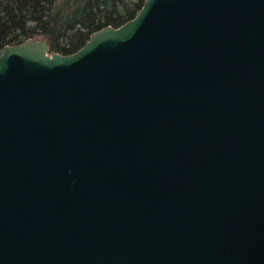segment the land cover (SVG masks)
<instances>
[{
	"label": "water",
	"instance_id": "95a60500",
	"mask_svg": "<svg viewBox=\"0 0 264 264\" xmlns=\"http://www.w3.org/2000/svg\"><path fill=\"white\" fill-rule=\"evenodd\" d=\"M0 264H264V0L5 45Z\"/></svg>",
	"mask_w": 264,
	"mask_h": 264
},
{
	"label": "trees",
	"instance_id": "16d2710c",
	"mask_svg": "<svg viewBox=\"0 0 264 264\" xmlns=\"http://www.w3.org/2000/svg\"><path fill=\"white\" fill-rule=\"evenodd\" d=\"M144 0H0V52L27 38H46L50 51L70 54L89 35L132 19Z\"/></svg>",
	"mask_w": 264,
	"mask_h": 264
}]
</instances>
